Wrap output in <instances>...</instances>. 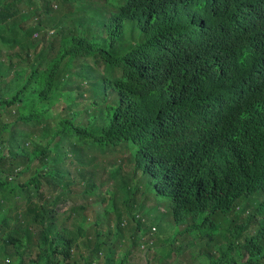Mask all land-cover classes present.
<instances>
[{
  "label": "trees",
  "instance_id": "obj_1",
  "mask_svg": "<svg viewBox=\"0 0 264 264\" xmlns=\"http://www.w3.org/2000/svg\"><path fill=\"white\" fill-rule=\"evenodd\" d=\"M96 153L132 171L91 219ZM137 247L264 264V0H0V264Z\"/></svg>",
  "mask_w": 264,
  "mask_h": 264
},
{
  "label": "rangeland",
  "instance_id": "obj_2",
  "mask_svg": "<svg viewBox=\"0 0 264 264\" xmlns=\"http://www.w3.org/2000/svg\"><path fill=\"white\" fill-rule=\"evenodd\" d=\"M80 104H83L82 107L84 108V103H82L81 100H79V103L76 104L75 107H77ZM78 108H80V107L78 106ZM68 112H70V111H68ZM68 112H62V115L66 117V116H68V114H67ZM58 121H59V119H58ZM95 156L97 157V160L93 163H89V165L86 167L87 171H89V172L94 171L93 175L91 177V182L95 183L97 187L100 186L99 190L96 191V193L92 196L91 201L88 204H86V206L89 205V208L86 211V213L89 215V217L91 219L94 218L95 216H102L103 215L104 204L101 201V199L104 195H106L105 189H111V190H113V192L115 191L114 182L116 184V181H114L113 179H109L108 175H110L115 170H118V169L120 170V168L122 170L120 172V174L125 175V176L127 173L132 171V169L130 167H128V164L126 162L127 161V154L116 153V155H112V156H109V155L102 156V155L96 153ZM88 160L91 161L92 158H89ZM27 178H28V175H23V177H22L23 180H25V179L27 180ZM80 193H81V195L83 194L81 191H80ZM79 197H80V195H79ZM19 203L21 204L22 208L25 207V203L23 201H19L17 203V205ZM13 204H14V201L10 200V204H8V207H12ZM150 205L151 204H148V206H150ZM92 221H89V223L86 225V227H89L91 224H93ZM111 224H114V223H111ZM103 225H104L105 229H108V230L111 229L113 232L112 236H114V232H115L114 227L109 228L108 223H106V222ZM142 234L143 233H140L139 236L143 237ZM192 241L194 243V244L192 243L193 245L189 243ZM222 244H223V242L221 241V238H219L218 236H213L212 242L207 244V249L210 250V252H211L213 249L221 247ZM198 247H199L198 241H196L194 238H191V239H188V244L182 251H184L186 249L184 255L186 257H189L190 253L191 252L195 253L196 248H198ZM82 248H84V247H82ZM140 250L141 249H139V247L134 249V255H132L129 264H147L148 263L147 258L149 255L147 254L146 250H142V251H140ZM34 254H35V252H33V254L30 257H34ZM117 255H118V257L121 258L122 252L119 251ZM25 264H28V262H25ZM59 264H63V263H59Z\"/></svg>",
  "mask_w": 264,
  "mask_h": 264
},
{
  "label": "clouds",
  "instance_id": "obj_3",
  "mask_svg": "<svg viewBox=\"0 0 264 264\" xmlns=\"http://www.w3.org/2000/svg\"><path fill=\"white\" fill-rule=\"evenodd\" d=\"M82 251L85 252V250H82ZM70 252H71L72 256L75 255V250L71 249Z\"/></svg>",
  "mask_w": 264,
  "mask_h": 264
}]
</instances>
